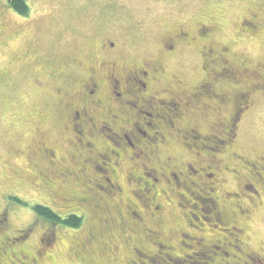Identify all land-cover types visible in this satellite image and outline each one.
Wrapping results in <instances>:
<instances>
[{"label": "rangeland", "instance_id": "rangeland-1", "mask_svg": "<svg viewBox=\"0 0 264 264\" xmlns=\"http://www.w3.org/2000/svg\"><path fill=\"white\" fill-rule=\"evenodd\" d=\"M26 1L30 10L22 15L9 0H0V264H252L245 254L229 246L230 256L202 253L197 238L208 244L229 238V219L223 218L222 224L211 218L196 220L190 215L194 209L177 204L167 206L159 222L147 220L161 238L175 243V250L159 251L153 237L145 240V253L137 255L134 233L120 230L117 219L105 223L108 216L100 208L109 207L108 203L102 201L97 209L93 197L80 202L62 188L65 185L71 194H82L85 185L95 191L92 183L84 178L78 185L72 179L64 181L50 173L49 166L41 165L38 157L41 147H56L66 163H81L72 156L69 129L55 116L62 98L55 92L57 82L51 80L50 72L67 70L69 56H80L109 30L121 35L131 56H146L156 54L166 30H191L201 18L221 22L222 27L214 30L215 42L226 47L229 64L240 70L246 66L248 72L238 82L219 80L215 89L228 102L216 101L213 112L191 115L186 122L207 126L216 119L219 107L229 114L233 97L264 78V0ZM252 13L258 18L257 32L240 38L241 20ZM170 64L171 72L188 80V87L201 75L196 48L183 50ZM252 100L236 146L249 157L264 154V96L254 91ZM169 150L180 160L193 158L178 141L172 142ZM236 184L231 180L225 188L237 190ZM125 188L131 197V186ZM35 204L47 205L63 217L76 213L82 223L77 228L53 224L33 211ZM253 209L252 221L244 222L251 245L257 249L264 247V211L260 206ZM193 212L196 216L201 213Z\"/></svg>", "mask_w": 264, "mask_h": 264}, {"label": "flooded vegetation", "instance_id": "flooded-vegetation-1", "mask_svg": "<svg viewBox=\"0 0 264 264\" xmlns=\"http://www.w3.org/2000/svg\"><path fill=\"white\" fill-rule=\"evenodd\" d=\"M257 21L253 13L243 18L240 38L255 35ZM214 23L201 18L191 30H166L155 55L131 56L121 35L109 30L96 37L92 47H82L80 56H69V68L50 72V78L57 82L55 92L62 98L55 116L69 129L72 156L81 163H66L56 147H41L38 158L64 181L72 179L78 185L84 178L92 183L95 191L85 185L82 194L62 188L80 202L93 197L97 209L102 201L108 203L109 207L100 208L108 216L105 223L117 219L120 230L130 229L137 255L145 253V240L153 237L159 251L175 250V243L161 238L147 220L159 222L167 206L177 204L201 212L196 216L190 211L196 220L211 218L222 224L223 218L229 219V238L211 244L197 238L202 253L230 256L229 246L252 264H264V247L251 245L244 222L252 221L255 206L264 211V154L249 157L236 147L243 117L253 104L252 93L264 96V78L253 84L252 91L242 90L233 97L229 114L219 107L216 119L207 126L186 122L191 115L213 112L216 101L228 102L215 89L219 80L238 82L248 72L246 66L240 70L228 63L226 47L214 40L215 27L222 23ZM192 48L200 57L201 75L188 87V80L171 72L170 63ZM174 141L189 151L192 160L170 154ZM43 177H47L44 172ZM231 180L237 182V190L225 188ZM125 185L131 186V197Z\"/></svg>", "mask_w": 264, "mask_h": 264}, {"label": "trees", "instance_id": "trees-1", "mask_svg": "<svg viewBox=\"0 0 264 264\" xmlns=\"http://www.w3.org/2000/svg\"><path fill=\"white\" fill-rule=\"evenodd\" d=\"M9 2L18 13L22 15H26L29 13L30 6L26 0H9ZM20 202L22 201L20 200ZM32 208L37 215L45 218L53 224H63L73 228H77L82 223V217L80 215H77L76 213H72L68 216L63 217L52 208L44 204H35Z\"/></svg>", "mask_w": 264, "mask_h": 264}]
</instances>
